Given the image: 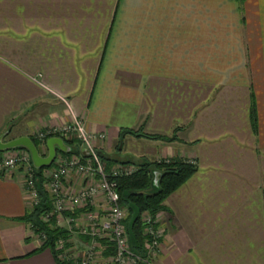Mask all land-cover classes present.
<instances>
[{"label": "crops", "instance_id": "1", "mask_svg": "<svg viewBox=\"0 0 264 264\" xmlns=\"http://www.w3.org/2000/svg\"><path fill=\"white\" fill-rule=\"evenodd\" d=\"M74 119L104 133L106 168L195 164L156 215L151 264H264V0H0V134ZM176 127L127 134L135 152L111 157L121 129ZM27 210L0 175V264H56Z\"/></svg>", "mask_w": 264, "mask_h": 264}, {"label": "built area", "instance_id": "2", "mask_svg": "<svg viewBox=\"0 0 264 264\" xmlns=\"http://www.w3.org/2000/svg\"><path fill=\"white\" fill-rule=\"evenodd\" d=\"M32 135L41 147L52 136L63 140L75 138L81 142L79 153L57 154L52 166L43 171V186L49 194L52 209L42 215L41 220L48 221L52 217L55 225L68 233L66 240L59 238L55 243L62 263L151 264V257L159 250L162 237L156 226V215L145 213L142 216L145 232L150 236V241L145 244L146 255L142 257L129 249L123 224L126 210L119 204L117 179L132 174L136 166L115 164L106 168L96 146L97 141L105 138L104 133L88 131L81 119L59 127L39 129ZM35 169L26 150L0 151V175L20 180L28 209L39 201ZM30 236L40 244L45 239L43 233L35 234L32 230ZM108 246L112 250L105 256ZM77 248H80L79 252ZM96 252L100 256L95 255Z\"/></svg>", "mask_w": 264, "mask_h": 264}, {"label": "trees", "instance_id": "3", "mask_svg": "<svg viewBox=\"0 0 264 264\" xmlns=\"http://www.w3.org/2000/svg\"><path fill=\"white\" fill-rule=\"evenodd\" d=\"M250 119L252 126L256 127V118L254 106L250 107ZM178 127L174 128L172 135H155L145 133L142 129H121L119 140L116 147L119 149V141L127 134L134 137H143L153 140L173 141L176 138ZM38 148L41 155H46V151L40 149L39 142L29 135ZM8 138V139H7ZM10 131L6 133V140H10ZM66 144L71 147L68 152L63 154L79 153V144L75 138L64 139ZM21 149L22 148H15ZM14 150V149H10ZM99 154V152H98ZM125 164H133L136 170L128 175L117 179V190L119 193V204L126 210V215L123 224L128 235L129 249L139 256L146 255L145 244L150 241V236L145 232L146 224L142 221V216L146 213L155 216L166 209V198L180 186L189 176L196 170L195 164L184 159H163L160 161L143 159L140 162H124ZM36 168V187L38 190L39 201L32 208L28 209L25 215L21 218L25 223L30 225V229L35 234L43 233L45 239L41 242L40 247L34 251H42L49 249L55 259L56 264H63L57 256L55 243L59 238L67 239L68 233L66 230L57 227L54 219L51 217L48 221H42V215L48 213L52 209V202L49 194L45 190L43 171L49 167ZM159 173L157 185H153V172ZM80 238H84L80 236ZM102 244H106L102 242ZM67 246V245H66ZM111 247L108 246L103 255L111 253ZM138 264H144L139 262Z\"/></svg>", "mask_w": 264, "mask_h": 264}, {"label": "water", "instance_id": "4", "mask_svg": "<svg viewBox=\"0 0 264 264\" xmlns=\"http://www.w3.org/2000/svg\"><path fill=\"white\" fill-rule=\"evenodd\" d=\"M45 146L47 147V153L46 155H41L38 148L35 146L34 142L29 136L24 135L6 140V133L0 134V151L15 148L25 149L29 153L32 165L35 168L50 166L57 155V150L61 152H68L71 150V147L68 146L62 138L56 136L48 137L45 140ZM159 177V173L154 171L153 185H157Z\"/></svg>", "mask_w": 264, "mask_h": 264}, {"label": "rangeland", "instance_id": "5", "mask_svg": "<svg viewBox=\"0 0 264 264\" xmlns=\"http://www.w3.org/2000/svg\"><path fill=\"white\" fill-rule=\"evenodd\" d=\"M43 129V128H42ZM15 132V130L14 129H12V134ZM132 137V136H131ZM133 138H137V139H140V138H143V137H134L133 136ZM8 139V138H7ZM152 140V139H151ZM77 142H78V144H79V148H80V145H81V142L80 141H78V140H76ZM152 141H148V143H151ZM116 145L118 144V140H116ZM149 146V145H148ZM150 148H151V146H149ZM137 148V146L136 145H134V146H131V145H128V150H127V147L125 148V146H124V140L123 139H121L120 141H119V150H117V151H115L116 153L115 154H112L111 155V157H113V156H115V157H113V158H115L116 160H123L124 158H130L131 157V155H129L127 152L128 151H130V152H135V149ZM40 149L42 150V152L44 151L43 150V147H41L40 146ZM121 155V157L123 158H120L119 159V156ZM110 159H112V158H110ZM113 160V162H116V161H114V159H112ZM101 162L106 166V163H104L105 161L101 158ZM114 164H119V163H114ZM111 167V166H110ZM74 237H75V235H74ZM74 237H73V239H74ZM75 241H77V240H75ZM75 241H74V243H75ZM79 249L80 248H77V252H79ZM95 255H98V256H100V254L98 253V252H96L95 253ZM98 259V261L100 260V258L99 257H97Z\"/></svg>", "mask_w": 264, "mask_h": 264}, {"label": "bare ground", "instance_id": "6", "mask_svg": "<svg viewBox=\"0 0 264 264\" xmlns=\"http://www.w3.org/2000/svg\"><path fill=\"white\" fill-rule=\"evenodd\" d=\"M45 147V146H44Z\"/></svg>", "mask_w": 264, "mask_h": 264}]
</instances>
